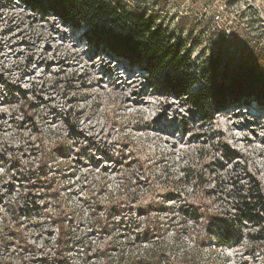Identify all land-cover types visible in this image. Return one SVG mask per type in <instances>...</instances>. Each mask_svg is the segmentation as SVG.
Listing matches in <instances>:
<instances>
[{
    "label": "rangeland",
    "instance_id": "rangeland-1",
    "mask_svg": "<svg viewBox=\"0 0 264 264\" xmlns=\"http://www.w3.org/2000/svg\"><path fill=\"white\" fill-rule=\"evenodd\" d=\"M122 1L157 15L183 42L197 76L208 58L235 70L251 49L264 54V0ZM81 33L0 0V238L9 226L27 245L0 241V262L264 264V248L248 238L220 243L204 215L219 205L211 195L217 168L229 180L230 169L244 176L245 167L264 187V107L203 110L161 95L138 69L94 54ZM4 82L42 99L41 134L12 109ZM56 142L67 158L49 151ZM42 148L49 183L28 188L25 172ZM193 162L195 173L185 177ZM143 174L149 179L136 182ZM59 213L70 238L56 252Z\"/></svg>",
    "mask_w": 264,
    "mask_h": 264
},
{
    "label": "trees",
    "instance_id": "trees-1",
    "mask_svg": "<svg viewBox=\"0 0 264 264\" xmlns=\"http://www.w3.org/2000/svg\"><path fill=\"white\" fill-rule=\"evenodd\" d=\"M12 5H21L42 19L54 18L70 32L81 31V38L100 53L127 63L131 69H138L144 76L145 85L152 91L164 96H174L186 101L196 109H203L205 103L215 111L230 108L251 106L264 107V54L251 49L246 58L235 70L223 65L217 58L205 60V69L201 76L194 74L195 66L190 54L185 50L181 39L169 33L157 23V15H149L143 11H134L122 0H7ZM9 102L23 121H30L35 132L41 134L40 124H36L37 112L42 99L33 93L12 83L4 82ZM199 87L198 91H194ZM208 112L200 114L202 119ZM67 120L65 119V123ZM67 125V123H66ZM56 142L50 152L67 158L66 149ZM55 151V152H54ZM48 151H39L37 164L25 172V183L28 188L40 189L49 183ZM202 152V150H201ZM38 155V157H39ZM236 157L235 160H238ZM234 157H230L233 161ZM197 161L200 168L207 166L205 156L200 154ZM36 165V166H35ZM136 169H142L144 163H135ZM197 163L188 165L185 177L192 169L195 173ZM241 176L233 167L229 171L233 175L229 180L224 178L219 169L215 172L214 191L211 195L218 207L204 209L207 229L211 234L217 232L221 236L220 243L230 244L234 240L241 243L248 238L252 243L264 248V187L252 176L247 168L242 167ZM224 171V168H223ZM196 173L198 180L203 178ZM221 175V176H219ZM149 175H139L136 182L147 181ZM58 227L56 252L66 250L70 234L67 233L66 222L62 214L55 218ZM26 245V240L12 234L10 227L5 228L0 241L4 244ZM61 254V253H59ZM0 264H6L0 262ZM151 264H178L175 261L152 259Z\"/></svg>",
    "mask_w": 264,
    "mask_h": 264
}]
</instances>
